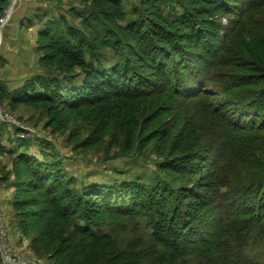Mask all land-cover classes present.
<instances>
[{
  "label": "rangeland",
  "instance_id": "374dc122",
  "mask_svg": "<svg viewBox=\"0 0 264 264\" xmlns=\"http://www.w3.org/2000/svg\"><path fill=\"white\" fill-rule=\"evenodd\" d=\"M223 1L225 5L218 0L0 4V264H8L5 244L13 248L15 263L63 264L80 248L73 242L82 240L76 227L86 217L77 220V208L90 214L91 230L113 233L122 250L131 243L146 246L147 234H152L147 218H138L137 226L134 219L111 223L120 215L94 195L86 199L90 208L63 203L61 208L72 215L66 220L54 216L58 209L36 185L35 161L59 169L63 183L57 198H72V190L94 194L93 187L114 184H136L145 194L171 189L186 208L183 214L198 218L205 238L222 210L214 203L200 211L202 198L215 195L214 184L235 179L250 185L260 178L264 129L257 125L261 119L249 123L237 101L264 98V7L253 8L252 0ZM70 35L84 48L82 66L63 54ZM155 50L164 54L159 61L163 68L151 58ZM183 54L193 68L194 57L205 64L199 72L205 91L190 99L181 93L178 76L194 83L195 71L185 70L188 58ZM126 68L146 75L149 95L137 92L134 81L108 100L88 95V74L111 73L119 79L117 72ZM38 97L47 99L26 101ZM243 112L244 121L237 125ZM231 115L235 133L228 126ZM249 126L251 130L244 129ZM225 131L234 137L220 168L213 162ZM161 182L167 189L160 188ZM149 199L148 194L141 198ZM251 200L233 207L245 209ZM89 244L83 243L85 254ZM159 252L166 249L159 247ZM245 255L264 263V243L248 247Z\"/></svg>",
  "mask_w": 264,
  "mask_h": 264
},
{
  "label": "trees",
  "instance_id": "16d2710c",
  "mask_svg": "<svg viewBox=\"0 0 264 264\" xmlns=\"http://www.w3.org/2000/svg\"><path fill=\"white\" fill-rule=\"evenodd\" d=\"M6 1L0 0V4H5ZM261 1L264 0H252L253 8L264 7V2L260 3ZM218 2L226 4L223 0H218ZM78 43L77 37L70 35L63 54L75 65L82 66L85 64V52L84 48ZM209 48L215 49L212 45ZM174 50L177 51L179 48L176 47ZM150 54L153 61L160 63V68L161 66L163 68L162 62L159 61L164 54H160L157 50L152 51ZM183 55L188 58V55ZM199 57L193 59V62L197 63L196 68L191 66L189 58V61L186 60L188 69L185 68V70H191L192 68L195 71L194 83H190V79L178 76L179 84H181L180 91L188 99L191 96L200 95L199 92L203 93L205 91V82L199 74L201 67H204L205 64H203L202 57ZM183 70L181 68L180 75ZM121 72L118 71L116 75L119 79H114L111 73L105 77H101L100 74H88L85 85L88 95L93 99L101 100L105 97L104 99L108 100L111 99L110 94L113 91L117 95L121 94L123 92L121 88L126 86V83L131 85L133 81L137 92L138 90L146 91L148 95L150 94L149 85H151V81L147 79L146 75H141L136 69L131 70L130 68H126L123 74H120ZM45 99L47 98H26V101L39 103L44 102ZM237 106L241 111H246V118H249V123H257L261 119V123L257 125H259L260 130L264 129V119H262L264 118V98H254L251 102L238 100ZM244 113L238 116L237 125L243 123ZM223 116L225 117V115ZM231 119L233 120L232 115ZM234 123L236 121L233 120V123L228 125L233 132L236 125ZM251 126L244 129L251 130ZM233 132L232 134L235 135V132ZM233 137L228 131L222 132V146H220L216 161L213 162L215 166L224 167L225 151ZM35 163L36 167L33 174L36 185L46 190V195L50 196L53 208L58 209L57 211L54 210V216L66 220L72 215L69 208L65 206L61 208L63 203L85 205L86 209L90 208V202L86 199L94 195L103 198L105 206L111 213L114 212L116 213L114 215H120L121 218L113 215L114 218L110 219L111 223H115L119 219H134V225L137 226L136 221L138 218H147L148 226L152 230V234H147L149 239L146 246L141 247L142 245L131 243L122 250L113 233H100L91 230L93 222L92 218L88 216L90 214L86 215L85 209L77 208L73 210L75 215L77 214L76 219L82 220L80 219L81 215L86 217L82 220L84 225L80 223L76 227V232L82 240L76 243L73 242V246H79L80 248H76L72 254L70 253L67 260H63V264H264L256 262L245 255V250L248 247H258L264 243V169L260 178L258 177L254 180L256 182L250 185L237 183L235 179L226 182L220 181L214 184V196L210 199L202 198L204 207L200 210L201 212L206 206L214 203L222 207V210L214 216L215 225L209 230V238H205L200 228L201 224L199 226L197 224L198 218L183 214L182 211L186 208L179 202L180 197H176L171 189L153 191L152 194L147 191L145 194L136 184H114L101 189L93 187L94 194H91V189L84 193L72 190L75 194L72 198L67 199L64 196L63 198H57L60 186L63 183L59 169L54 168V165L42 164L37 161ZM166 185L165 182H161L159 186L160 188H166ZM226 186L229 187L227 191L223 190ZM147 194L150 195V199L148 202H144L141 198L147 196ZM137 195H139V198L136 197ZM248 198L252 199L253 203L247 208L233 207L240 201L247 203ZM202 226L207 227V223L202 224ZM89 240L91 241V244H89L91 250H87V254H85L83 243ZM159 247L165 248L166 252H159Z\"/></svg>",
  "mask_w": 264,
  "mask_h": 264
},
{
  "label": "built area",
  "instance_id": "2783aa9c",
  "mask_svg": "<svg viewBox=\"0 0 264 264\" xmlns=\"http://www.w3.org/2000/svg\"><path fill=\"white\" fill-rule=\"evenodd\" d=\"M4 252H5V259L8 260V264H20V263H15V258L13 256V248L11 246L5 244L4 245ZM14 261V262H12Z\"/></svg>",
  "mask_w": 264,
  "mask_h": 264
}]
</instances>
